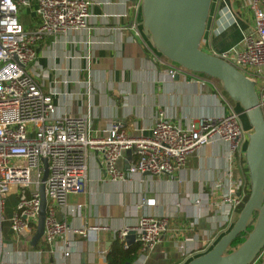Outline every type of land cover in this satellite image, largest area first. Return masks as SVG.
<instances>
[{"label": "built area", "instance_id": "obj_1", "mask_svg": "<svg viewBox=\"0 0 264 264\" xmlns=\"http://www.w3.org/2000/svg\"><path fill=\"white\" fill-rule=\"evenodd\" d=\"M223 1L238 2L237 10L227 7L233 24L248 13L254 27L245 35L240 48L215 53L205 49L203 42L201 48L255 83L264 118V0ZM30 8L37 18L34 27L27 28L20 16L22 10ZM90 9L88 0H0V254L2 214L9 196L17 198L10 218L12 235L31 239L41 209V188H45L47 215L42 241L55 253L60 237L72 233L86 238L89 231H110L102 225L75 228L57 217L59 209L74 217L83 211V205L70 208L68 201L72 195L83 193L96 158L104 163L108 180L121 184L138 175L176 174L186 166L191 154L219 143L227 146L223 152L227 167L212 192L201 194L195 205L201 208L214 200L213 206L222 218V232L227 233L250 190L247 177L236 178L233 171L237 163L245 162L241 150L247 147L250 134L242 125L240 113L230 110L226 115L202 117L180 126L170 120L168 108H160L150 127L136 136L129 135L119 121L96 134L91 114L75 117L59 110L55 97L70 95L61 89L68 84L66 81L58 83V89L46 90L44 83L51 75L39 67L38 44L87 30ZM133 29L143 39L139 26L133 25ZM171 64L167 72L171 80L186 71ZM87 88V94L91 95L90 85ZM222 99H226L224 95ZM124 102L127 106V95ZM127 153L132 159L123 171L119 162ZM169 224L167 216H143L114 231V239L127 249V238L133 232L135 243L141 247L140 259L146 260L161 243ZM61 245L64 256H70V244ZM97 251L104 257L108 254L105 248ZM261 257L264 261V249L257 260Z\"/></svg>", "mask_w": 264, "mask_h": 264}, {"label": "crops", "instance_id": "obj_2", "mask_svg": "<svg viewBox=\"0 0 264 264\" xmlns=\"http://www.w3.org/2000/svg\"><path fill=\"white\" fill-rule=\"evenodd\" d=\"M88 1L91 17L87 30L38 44L39 67L51 75L44 83L46 90L58 89V83L64 81L68 83L61 89L70 95L55 97L62 113L75 117L91 114L92 130L96 134L119 121L129 135L136 136L150 127L160 108H168L170 120L180 126L234 110L240 113L242 125L248 129L241 107L227 99L215 80L189 71H183L174 80L168 77L172 64H167L144 34L142 39L133 29V25H137L142 30V0ZM227 7L237 10L238 2H212L203 39L205 49L210 52L242 47L245 35L254 27L248 13L233 24ZM20 17L33 18L28 24L22 22L27 28L36 24L33 8L22 10ZM89 85L93 89L91 95L87 94ZM126 95L129 97L127 106ZM226 148L219 143L194 152L186 166L171 176L138 175L121 184L108 180L104 163L96 158L83 193L72 195L68 201L70 208L83 205V211L74 217L59 209L57 217L75 228L102 225L110 231H89L86 238L72 233L60 237L55 253L49 252L54 264H107V256L99 255L97 249L105 248L109 252L116 241L114 231L130 226L143 216L170 217L169 229L146 260L140 259L139 252L133 264H188L211 250L226 234L222 232V218L213 206L214 200L201 208H197L195 202L201 194H210L221 180L227 167L223 160ZM245 151L246 147L241 150L244 160ZM131 159V154H127L119 162V168L125 171ZM245 169V162L237 163L233 167L234 176L246 177ZM33 237H14L10 226L4 232L2 229L0 264H42L41 252L31 246ZM63 243L72 247L68 257L62 251ZM11 252L13 256L8 254ZM254 264H264L263 258Z\"/></svg>", "mask_w": 264, "mask_h": 264}, {"label": "water", "instance_id": "obj_3", "mask_svg": "<svg viewBox=\"0 0 264 264\" xmlns=\"http://www.w3.org/2000/svg\"><path fill=\"white\" fill-rule=\"evenodd\" d=\"M212 2L142 0L141 27L145 38L163 58L193 74L218 81L229 98L241 107L252 129L245 151L249 199L230 231L211 250L188 264H254L264 249V118L255 83L229 63L201 48ZM46 215L47 200L42 187L41 209L32 247H36L43 237ZM242 234H247V239L231 251V246ZM133 242L134 233L130 232L127 244Z\"/></svg>", "mask_w": 264, "mask_h": 264}, {"label": "trees", "instance_id": "obj_4", "mask_svg": "<svg viewBox=\"0 0 264 264\" xmlns=\"http://www.w3.org/2000/svg\"><path fill=\"white\" fill-rule=\"evenodd\" d=\"M203 78L206 79H211L208 78L204 75H200ZM213 80V79H211ZM218 86L222 90L220 83L217 81ZM223 94L227 97V99L231 100L229 96L222 90ZM232 101V100H231ZM246 164V163H245ZM247 174L248 170L247 168L245 169ZM248 176V175H247ZM248 184H249V176H248ZM250 187V184H249ZM250 196V190L247 194L246 202L249 199ZM244 205L239 209L238 215L240 214L242 208ZM252 229V228H251ZM250 229V230H251ZM36 233V229L33 232V235ZM247 239V234H242L237 238V240L233 243L231 246V251L235 250L237 247H239L245 240ZM140 245L137 243H133L129 246V248L124 249V247L121 245L119 241H114L112 244L106 258L107 264H133L139 257V252H140ZM35 250H39L42 254V264H54L52 256L50 255L49 248L45 243L41 242L39 243L36 247H34Z\"/></svg>", "mask_w": 264, "mask_h": 264}, {"label": "rangeland", "instance_id": "obj_5", "mask_svg": "<svg viewBox=\"0 0 264 264\" xmlns=\"http://www.w3.org/2000/svg\"><path fill=\"white\" fill-rule=\"evenodd\" d=\"M33 19V18H21V21L25 24H28L29 21ZM86 74V73H85ZM87 75V74H86ZM195 76H200V75H197V74H194ZM201 77V76H200ZM217 83V81H215ZM217 86H218V83H217ZM218 88L220 89V87L218 86ZM91 90H93L91 88ZM221 90V89H220ZM243 119H246V117H242ZM246 125H247V130L250 131V133L252 132V129L246 119ZM247 174V173H246ZM248 175V174H247ZM246 175L247 179H248V176ZM16 207V197L15 195H11L9 196V200L7 201L6 200V204H5V211L4 213L2 214L3 216V221H2V229H3V232L7 229V227L10 226V218L12 214H10L12 212V210H14ZM1 215V214H0Z\"/></svg>", "mask_w": 264, "mask_h": 264}, {"label": "bare ground", "instance_id": "obj_6", "mask_svg": "<svg viewBox=\"0 0 264 264\" xmlns=\"http://www.w3.org/2000/svg\"><path fill=\"white\" fill-rule=\"evenodd\" d=\"M135 237V236H134Z\"/></svg>", "mask_w": 264, "mask_h": 264}]
</instances>
